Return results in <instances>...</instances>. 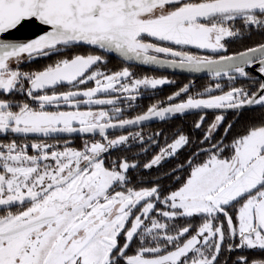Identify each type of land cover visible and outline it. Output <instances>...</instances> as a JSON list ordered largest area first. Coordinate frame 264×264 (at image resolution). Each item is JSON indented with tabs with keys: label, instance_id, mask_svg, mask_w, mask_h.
<instances>
[{
	"label": "snow or ice",
	"instance_id": "snow-or-ice-1",
	"mask_svg": "<svg viewBox=\"0 0 264 264\" xmlns=\"http://www.w3.org/2000/svg\"><path fill=\"white\" fill-rule=\"evenodd\" d=\"M135 66L209 83L126 115L174 83ZM186 113L199 140L145 139ZM0 264H264V0H0Z\"/></svg>",
	"mask_w": 264,
	"mask_h": 264
},
{
	"label": "flooded vegetation",
	"instance_id": "flooded-vegetation-1",
	"mask_svg": "<svg viewBox=\"0 0 264 264\" xmlns=\"http://www.w3.org/2000/svg\"><path fill=\"white\" fill-rule=\"evenodd\" d=\"M237 47V45H233V48ZM107 68L116 70L121 66L120 60L115 58L113 55L108 54L107 55ZM46 61H39V63H44ZM37 65H32V67H36ZM138 75H143L145 73L150 75H156V76H166L168 80L174 81L173 84H165L163 86H159L157 90H154L152 92L144 93L141 97H138L137 101L134 102V105L136 106V111L133 112L131 109L127 110L126 115H134L136 112H139L141 110L146 109V107L157 101V100H164L168 95H170L172 92L177 91L180 87H182L185 83L192 82L195 87L192 89L193 91H200L204 87L207 86L209 83V78L207 76H193V75H186V74H177L172 73L169 71H163V70H155L151 71L148 67L145 66H135L133 69ZM232 113L228 112L225 115ZM233 114V113H232ZM214 118V113L208 112L207 113V121L210 122L211 119ZM198 119V116L193 115L191 113H186L184 115L176 114L175 117L167 120V121H152L150 123H147L143 126V131L145 134V139H147L149 136H152L153 133L161 132L162 135L156 137V139L159 141V146H163L165 142L166 137H171L172 133L174 131H177V128L174 126L177 122H183L189 127H191V130L193 131L194 127V121ZM140 128H133L128 129V131H138ZM197 134L199 130L195 131ZM111 134V132H110ZM120 134V133H116ZM223 134V132H222ZM221 134V135H222ZM191 135V134H190ZM216 135V134H215ZM193 138V135H191ZM65 139H70L72 141L73 147H80L82 146V138L77 135H73L71 137H64ZM88 138V137H86ZM194 139V138H193ZM195 140V139H194ZM147 152H141L139 150V147H133L131 149V152L129 155H132L133 153H136V159L141 162H147L151 155L155 154V152H158L159 148L157 145L149 144ZM193 146H190L189 148H185L179 152V155L176 157L171 158L167 163L164 164L163 168L159 171H151V177H161L163 180V183L165 185H171L176 177H180L184 175L183 171L177 170L175 173V176L172 177V180L169 181L168 179H163L162 174L163 173H171L172 169L175 168L178 164L183 163L189 155H191ZM116 155V153H113V156ZM145 172L149 170H144Z\"/></svg>",
	"mask_w": 264,
	"mask_h": 264
},
{
	"label": "trees",
	"instance_id": "trees-1",
	"mask_svg": "<svg viewBox=\"0 0 264 264\" xmlns=\"http://www.w3.org/2000/svg\"><path fill=\"white\" fill-rule=\"evenodd\" d=\"M259 38H260L259 36L253 37V39H259ZM234 115L235 114H232V113H229V114L226 115L227 116V119L224 122L225 123V126L227 125V122L228 121H233L234 124H235L234 128L232 129V132L229 134L228 141H226V142H229L231 140V138H232V135H234L236 132H238V131L241 130L242 126L249 121V118L252 117L254 115V113H252V112H245L243 114V116L239 119V121L234 120ZM174 126L177 128V131L178 130H182L187 135H190V134L193 135V138L195 140H199V138H200V132H198V134H197L195 131H192L191 130V127H189L185 123H183V122H177L176 124H174ZM206 127H207V123L205 124V128ZM222 132H223V129L222 128L219 129L218 133L216 134L217 139L220 137V135L222 134ZM192 150H195V147L194 146L192 147ZM201 159H202V157H201Z\"/></svg>",
	"mask_w": 264,
	"mask_h": 264
},
{
	"label": "water",
	"instance_id": "water-1",
	"mask_svg": "<svg viewBox=\"0 0 264 264\" xmlns=\"http://www.w3.org/2000/svg\"><path fill=\"white\" fill-rule=\"evenodd\" d=\"M29 31H32V29L31 28L21 29V32L18 33V35H26ZM111 55H113L115 58L119 59L115 54H111ZM145 67H148V66H145ZM158 70L169 71V72L177 73V74L193 75V76H207L206 74H202V73L189 74L187 72H183V71L176 70V69H170V68H162V69H158ZM153 121H156V120H153ZM148 123H150V122H148ZM131 129H133V128H131ZM110 132H111V130H110ZM73 135L79 136L78 134H73ZM65 137H67V136H65Z\"/></svg>",
	"mask_w": 264,
	"mask_h": 264
}]
</instances>
